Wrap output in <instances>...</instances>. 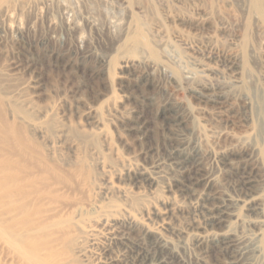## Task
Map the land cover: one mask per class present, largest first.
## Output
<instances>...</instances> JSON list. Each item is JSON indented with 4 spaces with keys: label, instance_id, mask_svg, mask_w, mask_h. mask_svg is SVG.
<instances>
[{
    "label": "rangeland",
    "instance_id": "obj_1",
    "mask_svg": "<svg viewBox=\"0 0 264 264\" xmlns=\"http://www.w3.org/2000/svg\"><path fill=\"white\" fill-rule=\"evenodd\" d=\"M212 90L225 103L198 100ZM0 102L26 126V160L46 157L73 176L62 203L46 206V215L56 208L63 216L50 227L75 229L68 251L58 245L63 264H206L176 240L159 248L142 226L120 222L129 209L140 223L174 227L169 202L190 206L166 162L174 118L213 188L237 204L224 231L264 236V0H0ZM244 166L248 194L237 188ZM159 171L167 179L158 187L135 182ZM112 227L129 240V254L112 246ZM11 251L0 245V264H26ZM233 255L221 244L211 252L220 264Z\"/></svg>",
    "mask_w": 264,
    "mask_h": 264
},
{
    "label": "bare ground",
    "instance_id": "obj_2",
    "mask_svg": "<svg viewBox=\"0 0 264 264\" xmlns=\"http://www.w3.org/2000/svg\"><path fill=\"white\" fill-rule=\"evenodd\" d=\"M124 68L127 67L125 66ZM184 78L187 82L191 79L188 76ZM197 98L206 104L205 106H220L223 102L225 103V101L222 102V98L215 94L214 91L212 93L198 92ZM12 112L11 115L8 114L4 104L0 102V245L14 251V255L19 257L21 262L24 260L26 264H63L64 262L61 257L64 255V252L58 249V245L59 243H63L64 249L68 251L69 243L73 244L72 241L70 242V239H72L75 229L69 223H63L66 225L64 227L63 224L59 225L63 222L61 219L63 216L59 214L61 211H58L56 208H52V217L46 215L48 214L46 206L62 203L60 190L73 183V176L65 175L63 170V172L60 169L58 170L56 165L46 157L33 159L31 162L26 160L27 156H32L33 153L30 147L26 146V126L19 122L18 115L20 113L18 110L13 109ZM181 125H183L182 119L174 118L168 126V130H166L168 132L167 135H169L168 137H170L169 139L173 141L171 148L167 152L166 162L171 166V169L176 170L171 181L176 185L175 187L181 199L183 196L191 202L188 208H183L180 201L171 200L169 202L171 211L179 216L180 224L174 227L166 222H162L156 226L143 224L140 223V219H137L134 212L129 209H123L124 211L121 213L120 219L121 224L129 228L132 224L142 226L144 234L154 236V243L159 248H165L176 240V243L185 247L201 263L207 264L212 262V264H220L218 263L219 261L214 260L211 252L221 244L225 248L233 250L234 253L229 261L222 262V264H256L259 255L262 254L264 257V236L254 242L243 230L234 234L224 231L228 223L237 219V204L234 203L230 196L222 195L213 188L215 185L212 176L205 174L202 169L201 155L191 149L189 150L187 144L182 143L180 136L175 134L176 129ZM225 157L226 154H222L220 157L223 166L227 167L230 165L228 167L230 171L234 170L232 163L230 162L229 164L228 162V160H231V157ZM238 171H242V176H239L237 188L240 192H246L251 177L248 176L249 173L243 172L247 171L245 166L242 169L238 168L236 172ZM162 178L167 179L166 174L161 171L156 173L142 172L140 177L135 178V182L137 184L146 182L152 188L154 186L158 187L157 185ZM250 210L254 211L257 209L251 206ZM157 214L162 219H165V216L168 215L160 211ZM53 219H56V222L59 221V224L50 227V224L55 223ZM150 221L153 220L150 219ZM48 226L49 230L47 229ZM53 227L55 229L51 231L50 228ZM45 230L47 231L46 233L44 232ZM253 231L256 232V230ZM109 236L112 246L113 244L118 245L124 248L126 254L130 253L129 240L118 229L112 227ZM119 260L122 261V259ZM138 264L159 263L148 261V259H139Z\"/></svg>",
    "mask_w": 264,
    "mask_h": 264
}]
</instances>
